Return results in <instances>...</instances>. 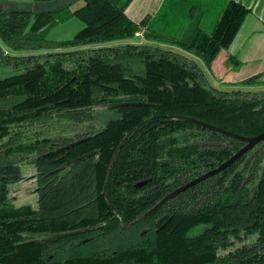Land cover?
Returning <instances> with one entry per match:
<instances>
[{
  "label": "trees",
  "instance_id": "16d2710c",
  "mask_svg": "<svg viewBox=\"0 0 264 264\" xmlns=\"http://www.w3.org/2000/svg\"><path fill=\"white\" fill-rule=\"evenodd\" d=\"M81 1L36 14L0 5V66L21 69L0 78V264H264V141L177 192L245 145L190 119L264 131V74L221 89L203 69L251 8L164 0L138 23L127 13L134 0ZM72 16L84 23L72 38H46ZM141 30L152 44L131 41ZM25 162L36 168L37 208L10 197ZM216 215L223 232L255 227V239L220 252Z\"/></svg>",
  "mask_w": 264,
  "mask_h": 264
},
{
  "label": "rangeland",
  "instance_id": "374dc122",
  "mask_svg": "<svg viewBox=\"0 0 264 264\" xmlns=\"http://www.w3.org/2000/svg\"><path fill=\"white\" fill-rule=\"evenodd\" d=\"M72 2L70 10H73L80 5L83 4V1L77 0L73 2V0H59L55 2H48V3H36L34 0H0V5L9 8V9H25L30 10L34 14L40 11L45 10H55L57 8L63 7L64 4ZM178 11H181V8H178ZM65 11H61V13H64ZM180 15V12L176 14V17ZM34 17V16H33ZM183 22L182 19H179L177 21V24H180ZM84 26V23L78 19L77 17H70L69 19H66L64 21L55 22L49 29L46 31L45 35L47 39L50 40H65L72 38L78 30H80ZM168 28H173L172 25H166ZM138 33L141 34V36H135L131 41L138 42L139 44L145 43V44H152L150 41H147L143 37V30L139 31ZM122 42V41H121ZM120 42V43H121ZM119 44V42L116 43H108L106 45H114ZM169 45V44H167ZM0 46L6 48L3 43L0 40ZM89 46V47H93ZM7 50V48L5 49ZM181 52H184L181 49ZM59 51V50H57ZM44 51H34L27 54H41ZM187 54L186 52H184ZM26 54V55H27ZM190 55V54H189ZM233 67V66H232ZM234 68V67H233ZM21 71L19 68H13L11 65H2L0 66V78L10 75L12 73H16ZM208 81L210 84L216 85H228V84H220L216 81V76L212 75L208 72L206 73ZM216 82V83H215ZM224 87V86H223ZM226 87V86H225ZM259 88V87H257ZM260 88H264V86H261ZM36 130L40 131V136L42 135H49V136H58L61 135L59 132L61 130L54 129L52 131L48 130L45 127H36ZM37 180H36V168L33 162H25L21 165V176L19 180L13 181L9 184L10 188V197L14 204L16 205H22V204H28L31 205L34 208H37L38 206V187H37ZM215 230H216V240L219 243V251L220 252H226L230 249H233L237 246L242 245L243 243H247L250 241H253L255 239V227L240 230V231H233V232H223L222 231V222L220 215L215 216L214 220ZM40 237L42 239H49L53 237L52 234L44 233L41 234Z\"/></svg>",
  "mask_w": 264,
  "mask_h": 264
},
{
  "label": "crops",
  "instance_id": "0c3cea01",
  "mask_svg": "<svg viewBox=\"0 0 264 264\" xmlns=\"http://www.w3.org/2000/svg\"><path fill=\"white\" fill-rule=\"evenodd\" d=\"M225 1L214 0L211 5L202 2V5L212 10L224 5ZM238 1L250 7L251 12L231 45L222 49L212 63L211 76L215 75L216 81L220 84H228L223 85L224 87L216 82V85L211 84L216 88H229L230 84H236L256 74H264V0ZM163 2L164 0H134L128 7L127 13L131 19L141 23L147 16H154ZM160 45L173 50L179 49L172 45ZM232 57L240 63L236 64ZM203 69L208 73L205 68Z\"/></svg>",
  "mask_w": 264,
  "mask_h": 264
},
{
  "label": "water",
  "instance_id": "95a60500",
  "mask_svg": "<svg viewBox=\"0 0 264 264\" xmlns=\"http://www.w3.org/2000/svg\"><path fill=\"white\" fill-rule=\"evenodd\" d=\"M191 121H195L197 123H200L208 128H211V129H214L216 131H219L223 134H226L228 136H231L233 138H236V139H240L242 141L245 142V145L240 149L238 150L235 154H233L229 159L225 160L223 163H221L218 167L210 170V171H207L205 172L204 174L198 176L197 178H195L194 180L188 182L187 184H185L184 186L180 187L177 192H180V191H183V190H186L187 188L213 176L214 174L216 173H219L220 171H222L223 169L227 168L228 166H230L232 163H234L239 157H241L244 153H246L248 150L252 149L254 146H256L257 144L261 143L262 141H264V131L261 132L260 134L256 135V136H251V137H245V136H241L239 134H235V133H232V132H229L227 130H223V129H220V128H217L215 126H212V125H209V124H206V123H202L200 121H196V120H192L190 119ZM84 139H80V140H77L73 143H71L70 145H68L67 147H70L72 145H75L77 143H80L82 142ZM141 183H139L138 185H140Z\"/></svg>",
  "mask_w": 264,
  "mask_h": 264
},
{
  "label": "built area",
  "instance_id": "2783aa9c",
  "mask_svg": "<svg viewBox=\"0 0 264 264\" xmlns=\"http://www.w3.org/2000/svg\"><path fill=\"white\" fill-rule=\"evenodd\" d=\"M136 35H138V36H141V34H140V33H137Z\"/></svg>",
  "mask_w": 264,
  "mask_h": 264
}]
</instances>
